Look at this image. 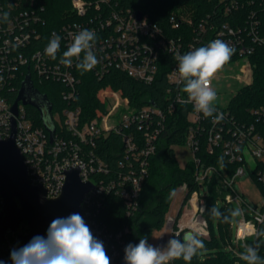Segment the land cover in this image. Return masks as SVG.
I'll list each match as a JSON object with an SVG mask.
<instances>
[{"label":"built area","instance_id":"obj_1","mask_svg":"<svg viewBox=\"0 0 264 264\" xmlns=\"http://www.w3.org/2000/svg\"><path fill=\"white\" fill-rule=\"evenodd\" d=\"M42 9V5L32 0L26 3L0 0V136L3 140L10 138L13 119L14 144L21 153L31 183L42 185L48 198H56L61 193L65 171L78 167L80 179L92 184L81 200L80 215L93 236L103 242L111 264H125L124 250L130 227L124 225L112 230L100 215L108 196L119 197L128 216L138 210L142 185L149 173V157L155 151L158 138L167 132V115L180 103L186 106L185 143L191 152L189 160L197 165L195 181L202 183L216 171L214 166H205L200 161L198 152L202 144L207 154L218 153L234 165L232 174L223 173L221 178L224 203L231 205L234 211L240 210V215L235 216V244L227 240L228 250L240 257L248 246L253 247L248 239L263 238L264 231H260V227L264 228V195L261 194V205L256 208L233 184L236 177L247 170L250 179L255 183L251 177L253 173L264 189V105L249 110L250 120L237 119L228 108L233 95L226 107L215 105L213 116L205 118L203 113L195 111L192 103H185L187 94L182 90L175 57L220 39L234 49L224 65L234 69L233 79L243 86L251 83L253 64L250 57L258 47H264V0H215L213 10L197 19L180 7L168 15L167 27L150 20L140 9L122 6L115 0H70L69 15L73 17L45 35L41 31L45 24ZM5 12L8 13L7 21L3 18ZM138 12H141L140 17ZM222 17L227 18L222 20ZM83 29L96 34L91 50L98 60L92 69L97 80L118 70L134 80L150 84L164 70L168 85L159 104L150 99L133 105L120 90L103 86L96 92L102 106L83 118L81 106L76 103L80 79L74 69L84 53L71 58L70 66L60 62L74 36ZM56 36L60 37L59 49L56 59H52L45 49ZM27 74L30 80L61 84L59 93L66 105L50 110L49 114L42 105L45 120L37 121L26 109L30 104L18 101L14 114L11 105ZM216 79L215 73L212 88ZM221 113L223 119L217 121L215 117ZM46 127L54 129L51 138ZM111 132L119 135L123 145L122 158L117 164L127 165L126 171L116 175L110 164L95 151L98 140ZM245 149L254 160L252 169L245 161ZM179 192H182L181 199L172 212L173 197ZM186 193L185 185L175 189L164 215L163 231L153 246L162 249L173 238L184 243L183 236L188 231L199 232V238H209L204 198L197 190L187 198ZM2 206L0 196V213ZM232 225L229 221V228ZM47 229L42 236H46ZM28 231L25 221L15 230H6L4 241L0 243V260L4 264H12L10 252L24 246L20 237Z\"/></svg>","mask_w":264,"mask_h":264},{"label":"trees","instance_id":"obj_2","mask_svg":"<svg viewBox=\"0 0 264 264\" xmlns=\"http://www.w3.org/2000/svg\"><path fill=\"white\" fill-rule=\"evenodd\" d=\"M26 3L29 0H16ZM122 6L138 8L147 14L148 18L163 27H167L168 15L182 7L188 10L194 19L204 15L207 11H212L215 0H115ZM35 4L42 5L41 14L45 24L41 27L42 34L45 35L48 30L58 27L64 21L73 17L69 15L70 0H32ZM264 16V13H263ZM227 17H222L225 19ZM84 56L77 62L81 63ZM253 64L252 81L244 85L230 99L228 108L231 113L241 120H250L252 116L249 110L251 108L264 105V47H258L256 52L250 57ZM74 69V74L80 79L78 85V95L76 103L81 106L82 117L86 118L92 115L96 107L102 104L96 97V92L100 87L110 86L115 90H120L122 95L128 98L133 105H140L148 100H154L159 104L166 86L168 85L164 70H162L150 84H144L128 77L125 73L113 70L106 74L102 79L97 80L92 70L83 71ZM30 80L32 87L42 95H45L51 103L52 109H60L66 105V102L60 96L61 84L52 81L37 82L35 78ZM14 95V93H13ZM12 95V96H13ZM15 96V95H14ZM13 96V97H14ZM29 113L33 114L37 121H41L40 111L34 109L32 105H26ZM186 106L176 104L172 113L167 115V132L156 141L155 151L149 157V173L143 182L142 190L139 196L138 210L131 216L126 215L122 200L119 197L108 196V201L100 219L107 226L116 230L124 225L131 229L126 236V246L135 245L137 240L145 238L152 227H161L164 215L169 208L173 193L179 185H185L187 198L190 193L197 190L204 198L206 208L204 217L207 220L209 228V238H200L203 240L204 248L198 250L192 260L185 262L182 258L173 260V264H246V261L235 256L229 250L222 249L229 238V221L234 212L231 205L224 203L222 185L223 173L229 175L234 170V165L227 163L224 157L218 153L207 154L204 144L201 145L198 152L200 161L203 165H212L216 168L202 183L195 181V170L197 165L188 160L183 166L177 162L173 145H182L185 143L187 132ZM50 133V130L46 128ZM123 145L120 142L118 134L111 132L106 138H100L97 142L95 151L110 164L115 175L119 171H126L127 165L123 163L119 166L117 163L122 158ZM136 169V164L133 165ZM223 170V171H222ZM260 193L264 195L263 187L258 183L254 174H251ZM201 189H204L201 192ZM217 198L220 199V216L217 218V230L219 236H216L212 221V209L216 205ZM227 218V220H225ZM263 226L260 227V231ZM248 242L257 250L258 255L264 260V239L250 238ZM223 244V245H222ZM203 256V257H201Z\"/></svg>","mask_w":264,"mask_h":264},{"label":"clouds","instance_id":"obj_3","mask_svg":"<svg viewBox=\"0 0 264 264\" xmlns=\"http://www.w3.org/2000/svg\"><path fill=\"white\" fill-rule=\"evenodd\" d=\"M3 18L8 20L7 12ZM59 39L60 37L56 36L45 49L52 59H56ZM95 39L94 31L81 30L74 36L60 62L70 66L71 58L79 57L83 52L84 59L77 64V68L83 71L92 70L98 63L95 53L91 50ZM233 53L234 49L230 45L216 39L206 46L195 48L184 55L177 54L175 57L178 61L179 77L183 82L182 90L187 94L185 103H192L195 111L203 113L205 118L213 116L216 112L217 94L211 86V80L230 60ZM215 119H223V114H218ZM212 214L217 218L220 216L215 207ZM232 215H240V210L236 209ZM199 237V232L188 231L184 233V243L173 238L169 240L166 249L150 245L147 238L140 239L138 244L130 243L125 247V264H170L171 261L181 258L189 262L198 250L204 248L203 240ZM10 259L12 264H111L103 242L93 236L89 226L78 213L66 218H55L50 223L46 236H35L28 244L19 249H12ZM240 259L246 261V264H264L257 250L251 246L241 253ZM0 264H4V261L0 260Z\"/></svg>","mask_w":264,"mask_h":264},{"label":"water","instance_id":"obj_4","mask_svg":"<svg viewBox=\"0 0 264 264\" xmlns=\"http://www.w3.org/2000/svg\"><path fill=\"white\" fill-rule=\"evenodd\" d=\"M138 17L141 12H138ZM30 104L40 111L43 120V108L50 113L51 103L45 95L37 92L27 74L22 81L17 96L11 105V111L17 113V103ZM50 130V138L54 129ZM14 120L12 133L8 140L0 136V196L3 201L0 213V243L4 241L7 229L15 230L21 221L29 227L26 235L20 241L26 245L35 236H42L45 228L55 218H66L73 213L80 214V203L85 193L92 188L90 182H84L79 177V168L71 167L65 171V180L61 193L56 198H48L42 185L32 184L27 177L26 167L21 153L14 144Z\"/></svg>","mask_w":264,"mask_h":264},{"label":"rangeland","instance_id":"obj_5","mask_svg":"<svg viewBox=\"0 0 264 264\" xmlns=\"http://www.w3.org/2000/svg\"><path fill=\"white\" fill-rule=\"evenodd\" d=\"M188 11V10H187ZM217 79L215 81V84L213 86V89L215 90L217 94V99L215 101V105H218L220 107H226L229 99L235 95L239 89L243 86L242 82H238L235 79H233L234 75V69H232L230 66H223L222 69H220L217 73ZM115 100V99H113ZM174 155L179 163V165H184L190 158H191V152L186 143L182 145H173ZM244 158L247 164L249 165V169H252L254 166V160L250 154V152L245 149L244 152ZM223 171V170H222ZM225 175H227L224 172ZM233 186L238 190L242 191L244 194L245 200L251 204L252 206H255L256 208H259L262 202V195L256 186V184L250 179L248 171L245 170V174L236 177ZM204 189H201V192H203ZM182 192L177 193L176 196L173 197V201L171 203V210L172 212L175 211V209L178 206V203L181 199ZM216 205L215 208L219 211L221 201L219 198L215 201ZM233 222V225L228 229L229 233V242L230 244H235V238H236V219L235 216L231 215L230 218ZM212 221L214 225V231L216 236H219L218 230H217V217H214L212 214ZM163 228L162 227H152L149 234L145 237L148 240V243L150 245H154L157 241L159 235L162 233ZM264 231V228H263ZM143 239V238H141ZM264 239V237L262 238ZM140 241L137 240L136 244H138ZM223 245V244H222ZM168 246L164 245L162 249H166ZM224 250H228L226 244L222 247ZM203 257V256H201Z\"/></svg>","mask_w":264,"mask_h":264},{"label":"bare ground","instance_id":"obj_6","mask_svg":"<svg viewBox=\"0 0 264 264\" xmlns=\"http://www.w3.org/2000/svg\"><path fill=\"white\" fill-rule=\"evenodd\" d=\"M193 206H194V207L196 206V203H195V202H193Z\"/></svg>","mask_w":264,"mask_h":264}]
</instances>
